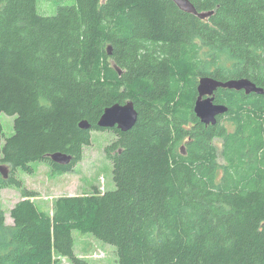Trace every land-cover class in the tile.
I'll list each match as a JSON object with an SVG mask.
<instances>
[{
  "label": "trees",
  "instance_id": "1",
  "mask_svg": "<svg viewBox=\"0 0 264 264\" xmlns=\"http://www.w3.org/2000/svg\"><path fill=\"white\" fill-rule=\"evenodd\" d=\"M191 1L215 11L201 19L172 0H72L49 15L38 0H0V165L11 167L0 188L23 195L12 223L0 206V264H89L75 229L114 245L119 264H264V93L220 87L215 100L229 109L216 124L194 111L204 75L264 89V0ZM127 101L139 113L131 129L98 125ZM2 113L15 115L4 140ZM105 129L116 134V187L40 208L16 170L43 161L67 172ZM55 152L73 161L56 163Z\"/></svg>",
  "mask_w": 264,
  "mask_h": 264
},
{
  "label": "rangeland",
  "instance_id": "2",
  "mask_svg": "<svg viewBox=\"0 0 264 264\" xmlns=\"http://www.w3.org/2000/svg\"><path fill=\"white\" fill-rule=\"evenodd\" d=\"M71 1L38 0V8L41 13L50 15L55 13L58 5ZM14 119L15 115L2 113L3 140L14 133ZM222 123L231 129L234 128V124L227 117L222 119ZM115 139L116 134L112 130H93L91 144L84 147L82 159L73 165L71 170L56 174L49 163L32 161L30 164L32 170L18 168L16 177L22 181L24 187L36 193L32 198L38 206L49 212L52 210L53 201L59 196L82 194L92 192L94 189L102 192L112 190L116 184L113 180V164L108 146ZM216 143L221 147L222 140L217 138ZM22 197L19 188L14 186L0 188V206L5 210L7 223H12L10 209ZM73 238L76 255L89 264H119L114 245L104 243L91 233H83L77 229L73 230ZM62 260L63 264H74L67 257H63Z\"/></svg>",
  "mask_w": 264,
  "mask_h": 264
},
{
  "label": "water",
  "instance_id": "3",
  "mask_svg": "<svg viewBox=\"0 0 264 264\" xmlns=\"http://www.w3.org/2000/svg\"><path fill=\"white\" fill-rule=\"evenodd\" d=\"M176 5L183 11L192 13L201 19L210 17L215 10L199 11L191 0H173ZM109 53L112 52V47H107ZM119 73L122 70L115 66ZM235 89L238 91L244 90L245 93L251 92L264 93V89L258 86L254 81L247 77L230 78L227 80H220L211 75L201 76L198 80L197 91L198 97L194 104V111L200 120L205 124H216L218 116L228 111V106L225 103L216 102L215 93L220 88ZM138 110L135 107L133 101H127L125 103H114L104 109L101 117L99 118L98 125L103 128H119L122 131L131 129L138 120ZM81 128H90V124L87 120H82L79 123ZM182 152L185 153L184 147ZM51 159L59 164H69L73 160V156L70 154L55 152L50 154ZM0 171L4 177H8L9 166L0 165Z\"/></svg>",
  "mask_w": 264,
  "mask_h": 264
},
{
  "label": "bare ground",
  "instance_id": "4",
  "mask_svg": "<svg viewBox=\"0 0 264 264\" xmlns=\"http://www.w3.org/2000/svg\"><path fill=\"white\" fill-rule=\"evenodd\" d=\"M224 114H225V113H224ZM196 115H197V114H196ZM222 115H223V114H222ZM220 116H221V115L218 116V121H219V117H220ZM197 117H198V116H197ZM218 121H217V122H218ZM206 125H207V124H206ZM208 125H209V124H208ZM72 161H73V160H72ZM56 163H57V162H56ZM69 164H70V163H69ZM61 165H63V164H61ZM66 165H68V164H66ZM9 175H10V172H9V174H8V177H9Z\"/></svg>",
  "mask_w": 264,
  "mask_h": 264
},
{
  "label": "flooded vegetation",
  "instance_id": "5",
  "mask_svg": "<svg viewBox=\"0 0 264 264\" xmlns=\"http://www.w3.org/2000/svg\"><path fill=\"white\" fill-rule=\"evenodd\" d=\"M173 1V0H172ZM174 2V1H173ZM175 3V2H174ZM176 4V3H175Z\"/></svg>",
  "mask_w": 264,
  "mask_h": 264
}]
</instances>
